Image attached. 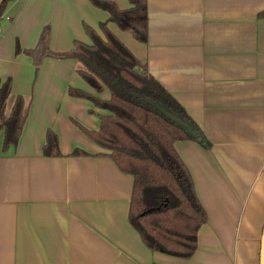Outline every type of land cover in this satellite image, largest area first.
<instances>
[{"label":"crops","instance_id":"crops-1","mask_svg":"<svg viewBox=\"0 0 264 264\" xmlns=\"http://www.w3.org/2000/svg\"><path fill=\"white\" fill-rule=\"evenodd\" d=\"M114 2L131 9L130 0ZM148 41L108 23L91 0H9L0 20V82L11 81L10 115L24 99L16 148L0 141V264H260L264 228V0H144ZM147 66L204 134L175 149L208 222L190 259L148 249L128 221L133 178L83 132L107 111L74 98L96 95L75 59L27 52L49 30L48 49L90 44L102 24ZM110 98L108 90L99 95ZM93 111V114L92 112ZM83 129V130H82ZM63 157H46L47 133ZM76 150L88 156L73 157Z\"/></svg>","mask_w":264,"mask_h":264},{"label":"trees","instance_id":"trees-1","mask_svg":"<svg viewBox=\"0 0 264 264\" xmlns=\"http://www.w3.org/2000/svg\"><path fill=\"white\" fill-rule=\"evenodd\" d=\"M1 1V0H0ZM9 0L0 6V20ZM109 15L108 23L130 32L141 44L148 41L147 3L130 0L132 8L121 10L112 1L91 0ZM264 17V13L261 14ZM90 44L77 42L69 53L53 54L48 49L49 30L44 31L38 49L27 52L38 66L46 54L79 61L80 77L96 95L70 88L69 95L107 111L100 116L98 131L84 134L108 156L124 174L133 178L128 221L143 244L154 252L181 259L192 258L198 250L200 229L208 215L200 202L192 175L175 144L196 141L207 145L206 138L180 104L149 73L143 64L108 28L99 31L84 26ZM108 90L110 98L99 97ZM11 81L0 82V141L2 151L16 148L26 121L25 103L18 97L6 115ZM161 109L181 117L190 127L171 122ZM93 114V111H91ZM46 157H63L58 136L49 131L43 148ZM73 157L88 156L81 150Z\"/></svg>","mask_w":264,"mask_h":264},{"label":"water","instance_id":"water-1","mask_svg":"<svg viewBox=\"0 0 264 264\" xmlns=\"http://www.w3.org/2000/svg\"><path fill=\"white\" fill-rule=\"evenodd\" d=\"M4 2V0L0 1V6ZM161 112L169 119L171 122H174L182 127L188 128L190 127L189 124L184 121L181 117L168 112L167 110L161 109ZM260 264H264V228L262 232L261 238V249H260Z\"/></svg>","mask_w":264,"mask_h":264}]
</instances>
